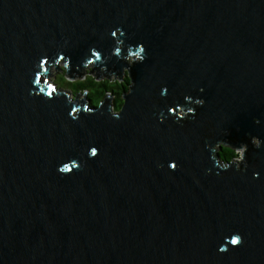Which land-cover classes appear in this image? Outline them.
<instances>
[{"label": "water", "instance_id": "1", "mask_svg": "<svg viewBox=\"0 0 264 264\" xmlns=\"http://www.w3.org/2000/svg\"><path fill=\"white\" fill-rule=\"evenodd\" d=\"M0 264H264V0H0Z\"/></svg>", "mask_w": 264, "mask_h": 264}, {"label": "trees", "instance_id": "2", "mask_svg": "<svg viewBox=\"0 0 264 264\" xmlns=\"http://www.w3.org/2000/svg\"><path fill=\"white\" fill-rule=\"evenodd\" d=\"M88 75L92 76H89L84 80L71 81L64 73H60L58 74V79H64L66 84H69V89H73V92L78 93L88 91L92 105L101 104L105 99L106 93H114V109H121L124 103L123 93L130 88V77L126 75L123 81H116L110 80L108 77H97L95 73L91 74V72H89L87 76ZM218 152L225 163H231L234 159L240 156V153L233 145L225 142L219 144Z\"/></svg>", "mask_w": 264, "mask_h": 264}, {"label": "rangeland", "instance_id": "3", "mask_svg": "<svg viewBox=\"0 0 264 264\" xmlns=\"http://www.w3.org/2000/svg\"><path fill=\"white\" fill-rule=\"evenodd\" d=\"M132 59V60H131ZM134 61V57L133 56H131L130 57V59H129V64L131 65L132 64V62ZM87 63V62H86ZM86 63H85V65H86ZM56 65H57V67H58V69L57 68H55V65H50L51 67H50V76H44L43 77V79H48V80H50V81H52L51 80V78L53 77V82L56 84V86H58L59 88H65V89H68V90H70V92H71V95H72V99H75V97H76V94H77V92H73V90H71V88L69 89V84L67 83L66 84V82H65V80L63 79V80H61V79H58V74H62V73H64L65 75H66V77L69 79V80H71V81H74V80H84L85 78H87V77H89V76H92V75H86V76H84L83 78H81V76L80 77H76V78H70V77H68L69 76V74H66V72H67V68H68V62H67V60H66V62H65V64H64V58H63V60L62 61H59V62H56ZM65 66H67V68L65 67ZM93 66H94V62H89V64H88V66H87V68H85L84 69V67H82L81 68V72H83L84 74L86 73V74H88L89 72H90V70H92V68H93ZM78 67V66H77ZM125 67V66H124ZM101 68V70L103 69V65L100 67ZM103 70H105V68L103 69ZM127 70H128V68L127 67H125L124 68V70H123V73H122V76H121V79H119L117 76H116V78H115V75H113V74H109V72H107V74H108V76H110V80H116V81H123L124 80V78L126 77V75H127ZM94 73H96L97 72V69H94V71H93ZM54 74H56V75H54ZM83 74V75H84ZM92 74V73H91ZM113 75V76H112ZM102 77H108V76H103V75H101ZM95 77V76H94ZM101 80V79H100ZM129 90V89H128ZM128 90H126V91H128ZM125 91V92H126ZM79 93V92H78ZM83 91L82 92H80V94L81 95H79L78 97L81 99L82 98V96H83ZM85 94L88 96L89 94H88V91H86L85 92ZM106 94H110L111 96H112V98H113V100H114V93H106ZM90 102H91V100H89ZM99 105V104H98ZM111 108H113L114 109V106H112L111 105ZM114 110H116V109H114ZM255 142H257V140H255ZM241 153V152H240Z\"/></svg>", "mask_w": 264, "mask_h": 264}, {"label": "clouds", "instance_id": "4", "mask_svg": "<svg viewBox=\"0 0 264 264\" xmlns=\"http://www.w3.org/2000/svg\"><path fill=\"white\" fill-rule=\"evenodd\" d=\"M94 73V72H93ZM96 74V73H95ZM87 74H85L84 76H86ZM97 75V74H96ZM83 76V77H84ZM201 91H203V89H201ZM258 146V145H257ZM98 154V149H96L95 151H91L90 150V155L91 156H96ZM170 167H172V169H175V164H174V162H171L170 163ZM60 171L61 172H64V169L61 167L60 168ZM254 175H258V174H254ZM242 242V238H241V236L239 235V234H236L235 236H234V238H232L231 239V243H232V245L233 246H238L240 243ZM223 250V249H222Z\"/></svg>", "mask_w": 264, "mask_h": 264}, {"label": "bare ground", "instance_id": "5", "mask_svg": "<svg viewBox=\"0 0 264 264\" xmlns=\"http://www.w3.org/2000/svg\"><path fill=\"white\" fill-rule=\"evenodd\" d=\"M129 49H130V48H128V50H129ZM130 52H131V49H130ZM132 54H133V52H132ZM134 54H135V55H134V57H135V56H136V53H134ZM60 58L63 60V56H61ZM89 58H91V56H89ZM135 59H136V57H135ZM66 60H67V59H66ZM131 60H132V59H131ZM137 60H138V59H137ZM87 61H88V60H86V62H87ZM88 64H89V63H86V66L84 67V69L87 68ZM49 67H51V66H49ZM49 69H50V68H49ZM111 74H113V72H111ZM113 75H115V73H114ZM113 75H112V76H113ZM44 76H50V75H49V74H47V75L44 74V75L42 76V78H43ZM103 76H108V74L105 73V75H103ZM42 78H41V80H42ZM51 80L53 81V77L51 78ZM53 84H55V83L53 82ZM57 88H59V87L57 86ZM72 98H73V97L70 96V99H72ZM78 100H80V99H78ZM110 103L113 104V98L111 99ZM186 110H187V113H188L189 111L192 110V107H190V109L187 108Z\"/></svg>", "mask_w": 264, "mask_h": 264}, {"label": "flooded vegetation", "instance_id": "6", "mask_svg": "<svg viewBox=\"0 0 264 264\" xmlns=\"http://www.w3.org/2000/svg\"><path fill=\"white\" fill-rule=\"evenodd\" d=\"M136 59H139V57H137ZM129 61V60H128ZM54 75H56V74H54ZM47 81H49V82H52L53 83V81H50V80H48V79H46ZM56 85V84H55ZM71 90H73V89H71ZM238 151V150H237ZM239 152V151H238ZM240 153V152H239ZM241 154V153H240ZM240 157V156H239ZM239 157H237V158H239Z\"/></svg>", "mask_w": 264, "mask_h": 264}, {"label": "snow or ice", "instance_id": "7", "mask_svg": "<svg viewBox=\"0 0 264 264\" xmlns=\"http://www.w3.org/2000/svg\"><path fill=\"white\" fill-rule=\"evenodd\" d=\"M51 92H52V90L50 89V90H49V95H51Z\"/></svg>", "mask_w": 264, "mask_h": 264}]
</instances>
